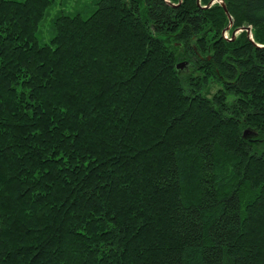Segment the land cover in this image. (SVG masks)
<instances>
[{"label": "trees", "instance_id": "1", "mask_svg": "<svg viewBox=\"0 0 264 264\" xmlns=\"http://www.w3.org/2000/svg\"><path fill=\"white\" fill-rule=\"evenodd\" d=\"M222 1L95 0L43 42L57 0H0V264H264V0Z\"/></svg>", "mask_w": 264, "mask_h": 264}, {"label": "rangeland", "instance_id": "2", "mask_svg": "<svg viewBox=\"0 0 264 264\" xmlns=\"http://www.w3.org/2000/svg\"><path fill=\"white\" fill-rule=\"evenodd\" d=\"M95 0H57V3L54 5V7L49 11L48 15L42 22L39 30V37L43 42H48L52 36L51 33V23L53 18L60 12H70V11H81V10H91L93 9V3ZM87 14V12H86ZM229 26V25H228ZM227 29V28H226ZM230 29L228 31H224V35L229 37L230 35ZM240 29L238 28V31L236 33V36L240 33ZM252 32V30L250 31ZM249 35L252 37V34L249 33ZM225 36V37H226ZM235 36V37H236ZM226 37V38H227ZM253 39V38H252ZM213 89V92L216 91L217 86L211 88Z\"/></svg>", "mask_w": 264, "mask_h": 264}, {"label": "water", "instance_id": "3", "mask_svg": "<svg viewBox=\"0 0 264 264\" xmlns=\"http://www.w3.org/2000/svg\"><path fill=\"white\" fill-rule=\"evenodd\" d=\"M221 2H222V5H223V7H224L226 13L228 14L229 17H231V15H230V13H229V11H228V9H227L226 4H225L222 0H221ZM198 3H200V0H198ZM231 18H232V17H231ZM232 24H233V21L231 20V22H230L229 26L227 27L226 31H228L229 29H231ZM239 29H240V31H243V30L246 29V30L248 31V33H251V32H250V31H251V27H242V28H239ZM237 31H238V29L234 30V32H233V35H234V36H236ZM250 38L252 39L251 36H250ZM252 40H253V39H252ZM257 45H258V44H257ZM259 46H260V45H259ZM179 67L183 68V67H184V63L180 64Z\"/></svg>", "mask_w": 264, "mask_h": 264}, {"label": "built area", "instance_id": "4", "mask_svg": "<svg viewBox=\"0 0 264 264\" xmlns=\"http://www.w3.org/2000/svg\"><path fill=\"white\" fill-rule=\"evenodd\" d=\"M226 36V35H225ZM227 37V36H226Z\"/></svg>", "mask_w": 264, "mask_h": 264}]
</instances>
